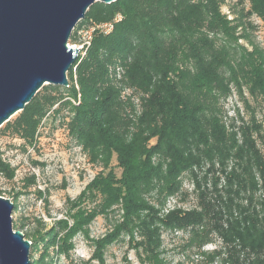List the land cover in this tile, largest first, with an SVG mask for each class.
<instances>
[{
	"label": "trees",
	"instance_id": "trees-1",
	"mask_svg": "<svg viewBox=\"0 0 264 264\" xmlns=\"http://www.w3.org/2000/svg\"><path fill=\"white\" fill-rule=\"evenodd\" d=\"M226 1L94 3L80 23L120 20L77 59L78 91L65 90L70 98L79 94L77 105L36 94L20 113L14 132L29 142L53 105L71 106V136L102 167L70 205L62 253L102 217L112 220L95 241L90 261L97 264L124 240L140 264H166L163 233L180 232L210 264H264V132L251 105L264 107V50L251 40L248 22L255 16L264 28V0H236L238 10L225 14ZM110 67L120 68L117 79ZM232 92L246 119L238 108L233 117L224 111ZM190 194L193 208H165L168 199Z\"/></svg>",
	"mask_w": 264,
	"mask_h": 264
},
{
	"label": "rangeland",
	"instance_id": "rangeland-1",
	"mask_svg": "<svg viewBox=\"0 0 264 264\" xmlns=\"http://www.w3.org/2000/svg\"><path fill=\"white\" fill-rule=\"evenodd\" d=\"M235 2L236 0H227L222 8L223 13L227 14L231 10L236 12L238 7L234 5ZM243 7L247 10L248 3L244 2ZM111 22L113 19L98 22L91 18L79 22L68 43H77L78 33L82 30L87 28L95 30L98 26ZM248 22L254 27L249 30L251 40L264 50V28L261 21L252 16ZM97 34L92 32L91 38ZM120 72V68L110 67L109 76L117 79ZM72 74V81L68 79V85L78 91L76 70H72ZM65 90L60 88V91H56L53 86L45 85L37 95L54 96L57 100L60 99V103L67 101L71 106L77 105L80 100L79 94H76L75 98H70ZM60 103L53 105L45 116L40 118L29 142L20 136L22 132L18 135L13 128L22 111L12 116L0 128V162L6 167L4 172L0 171V197L8 199L14 206L12 212L14 232L22 233L26 237L25 240L33 243L30 248V264H97L90 261L95 251V241L111 228L112 219L110 221L102 217L93 219L83 231L71 237L67 243L69 247L67 253H62L64 248L61 241L66 233L71 231L72 223L68 219L70 205L76 201L102 167L99 163L89 161L79 143L71 136L68 125L72 117L71 106ZM251 105L255 108L256 118L261 122L264 132V107L252 101ZM223 108L228 117L234 116V108L239 109L244 119L248 116L235 92H232ZM115 164V159L112 158L110 165ZM190 190V182L185 179L182 191L189 194ZM194 205V196L190 194L185 201H181L180 197L168 199L165 208L190 209ZM92 206L93 203L87 205L89 208ZM218 245V242L212 243L203 250L210 252ZM187 246L188 233H163L162 249L166 264H210L200 255L202 250L195 246ZM105 263L140 264L135 252L129 248L127 240L117 242L105 250ZM212 264L220 263L216 261Z\"/></svg>",
	"mask_w": 264,
	"mask_h": 264
},
{
	"label": "water",
	"instance_id": "water-1",
	"mask_svg": "<svg viewBox=\"0 0 264 264\" xmlns=\"http://www.w3.org/2000/svg\"><path fill=\"white\" fill-rule=\"evenodd\" d=\"M116 0H0V128L45 86L66 89L78 50L70 36L94 3ZM0 197V264H30L31 243L13 230Z\"/></svg>",
	"mask_w": 264,
	"mask_h": 264
},
{
	"label": "built area",
	"instance_id": "built-area-1",
	"mask_svg": "<svg viewBox=\"0 0 264 264\" xmlns=\"http://www.w3.org/2000/svg\"><path fill=\"white\" fill-rule=\"evenodd\" d=\"M119 20H120V17H117L110 24H105V25H102V26H98L97 29H95V30H94V28H90V29L87 28L85 30L80 31L78 33L79 41L77 43H74V44H68V48H71L72 50H74V49L78 50L77 59H83L85 57L86 53H87V49L89 48V46L91 44L92 32H94V33L97 32L98 34L108 35L113 30V23L117 22ZM77 59H76V61H77ZM72 70L75 71L76 70V66H73Z\"/></svg>",
	"mask_w": 264,
	"mask_h": 264
}]
</instances>
